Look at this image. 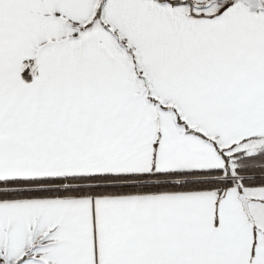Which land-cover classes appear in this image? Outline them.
<instances>
[{
  "label": "snow or ice",
  "instance_id": "1",
  "mask_svg": "<svg viewBox=\"0 0 264 264\" xmlns=\"http://www.w3.org/2000/svg\"><path fill=\"white\" fill-rule=\"evenodd\" d=\"M0 264H264V0H0Z\"/></svg>",
  "mask_w": 264,
  "mask_h": 264
}]
</instances>
